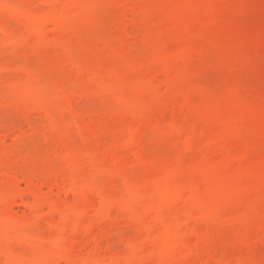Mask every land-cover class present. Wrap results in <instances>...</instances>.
I'll list each match as a JSON object with an SVG mask.
<instances>
[{"label": "rangeland", "instance_id": "obj_1", "mask_svg": "<svg viewBox=\"0 0 264 264\" xmlns=\"http://www.w3.org/2000/svg\"><path fill=\"white\" fill-rule=\"evenodd\" d=\"M0 264H264V0H0Z\"/></svg>", "mask_w": 264, "mask_h": 264}]
</instances>
